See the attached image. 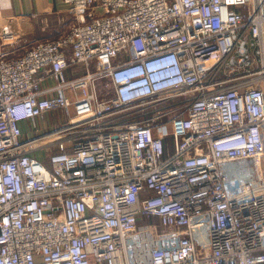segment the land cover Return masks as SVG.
<instances>
[{
    "label": "built area",
    "instance_id": "2783aa9c",
    "mask_svg": "<svg viewBox=\"0 0 264 264\" xmlns=\"http://www.w3.org/2000/svg\"><path fill=\"white\" fill-rule=\"evenodd\" d=\"M62 1L0 49V264H137L142 216L177 240L149 264H264V0Z\"/></svg>",
    "mask_w": 264,
    "mask_h": 264
},
{
    "label": "crops",
    "instance_id": "0c3cea01",
    "mask_svg": "<svg viewBox=\"0 0 264 264\" xmlns=\"http://www.w3.org/2000/svg\"><path fill=\"white\" fill-rule=\"evenodd\" d=\"M0 17L10 19L15 31L10 44L0 47L1 51L8 53L38 40L62 35L74 24L70 7L62 0H0ZM79 72L81 68L72 67L66 76ZM21 125L27 124L23 122Z\"/></svg>",
    "mask_w": 264,
    "mask_h": 264
},
{
    "label": "rangeland",
    "instance_id": "374dc122",
    "mask_svg": "<svg viewBox=\"0 0 264 264\" xmlns=\"http://www.w3.org/2000/svg\"><path fill=\"white\" fill-rule=\"evenodd\" d=\"M109 84L107 80H102L99 82V94L104 96L105 86ZM68 120V112L65 110L58 109L54 112L48 113L42 118H34L25 122L24 134H28L33 130L38 129H51L56 125L62 124ZM27 126V127H26ZM170 139V138H168ZM146 217V216H145ZM153 219L157 220L152 223V225H147L141 230L137 227L138 233V244L136 248V263L137 264H149V254L154 247L175 245L177 240L170 235L173 233L174 229L172 227L164 226L158 218L155 216ZM152 219V220H153ZM159 222V223H157ZM142 232V233H141ZM208 231L205 226H201L197 229L196 242L200 247H204L207 243Z\"/></svg>",
    "mask_w": 264,
    "mask_h": 264
},
{
    "label": "trees",
    "instance_id": "16d2710c",
    "mask_svg": "<svg viewBox=\"0 0 264 264\" xmlns=\"http://www.w3.org/2000/svg\"><path fill=\"white\" fill-rule=\"evenodd\" d=\"M169 141H170V139L167 140L168 143H169ZM152 219H153L152 216H146V217L145 216H142V217H140L138 219V221H137V227L139 228V230H141L142 227L145 229L147 225H150L151 226L153 222L157 221L155 219H153V220ZM157 223H159V222H157Z\"/></svg>",
    "mask_w": 264,
    "mask_h": 264
}]
</instances>
